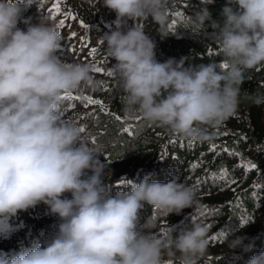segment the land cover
Segmentation results:
<instances>
[{"label":"clouds","instance_id":"1","mask_svg":"<svg viewBox=\"0 0 264 264\" xmlns=\"http://www.w3.org/2000/svg\"><path fill=\"white\" fill-rule=\"evenodd\" d=\"M32 3L0 0V218L44 204L60 222L48 240L0 250V264H200L209 248L207 224L194 221L173 237L159 234L151 216L140 222L145 205L169 217L192 209L193 189L177 175L159 182L148 173L114 190L99 149L62 115L65 94L97 91L105 82L94 65L58 55L64 37L51 17L18 26L22 5ZM176 3L102 0L116 18L99 41L116 61L126 118L139 115L188 143L210 142L237 112L241 85L250 79L245 73L264 65V0H226L222 24L208 10L213 0H201L206 6L183 18L185 29L204 31L222 61L199 64H186L187 57L159 62L156 42L144 31L150 17L161 39L175 35L170 13ZM246 98L264 105V93ZM228 235V253L253 247L246 235ZM246 264H264V251Z\"/></svg>","mask_w":264,"mask_h":264},{"label":"trees","instance_id":"2","mask_svg":"<svg viewBox=\"0 0 264 264\" xmlns=\"http://www.w3.org/2000/svg\"><path fill=\"white\" fill-rule=\"evenodd\" d=\"M225 4L226 0H213L208 5L212 19L221 24ZM203 6L206 5L201 0H177L170 13V25L175 22L172 31L176 34L165 39L160 38L158 26L150 17L142 22L144 31L156 42L159 62L181 57H187L186 64L222 61L217 46L204 31L185 29L183 18ZM22 9L20 28L26 29L28 24L37 23L38 18L46 14L55 21L64 37L58 52L62 59L90 63L102 69L96 71L95 76L105 82L104 87L65 94L68 98L62 99V115L85 128L82 136L99 149V159L107 164L105 178L114 190L125 187L129 181L139 183L145 174L155 173L153 180L159 182L177 175L179 182L190 186L196 194L192 209L185 208L170 217L163 210L145 205L140 222L151 216L156 220L159 234L169 232L173 237L180 230L191 228L192 216L197 218L196 222L207 224L209 248L200 264H246L252 256L264 251V105L257 107L246 98V94L264 93V65L245 73L250 79L241 85L239 108L214 130L213 140L188 143L139 115L125 117L118 74L113 70L116 61L107 57L99 41L112 29L116 14L104 8L102 0H33L30 5H22ZM177 12L181 15H176ZM132 24L129 21V26ZM72 33L76 35L73 37ZM93 48L97 50L95 54L91 52ZM109 72L113 75L109 76ZM84 97L98 99L103 106L88 104ZM124 128L131 131L125 133ZM65 195L70 197L68 193ZM242 218L247 222L241 223ZM59 222L58 216L51 214L44 204L18 212L7 221L0 218V250L19 251L37 241L48 240ZM229 232L253 240L251 250L237 249L228 253L224 240L226 236L232 238Z\"/></svg>","mask_w":264,"mask_h":264},{"label":"snow or ice","instance_id":"3","mask_svg":"<svg viewBox=\"0 0 264 264\" xmlns=\"http://www.w3.org/2000/svg\"><path fill=\"white\" fill-rule=\"evenodd\" d=\"M30 2H31V0H30ZM59 10H60L59 7H56V12H59ZM65 11H66V10H65ZM69 15H71V14H69ZM176 15H181V13L177 12ZM72 19H75V17H72ZM63 23H64V21H61V25H63ZM170 29H171V30H175V22H173V24L170 25ZM75 35H76V33H72V36H73V37H74ZM96 51H97V50L94 49V48L91 49L92 54H95ZM95 69H96L97 72L102 71L101 68H95ZM108 75L111 76V75H113V73L109 72ZM65 98H68L67 95H66V96H63L61 99H65ZM72 99H77V100H78V99H80V97H72ZM84 99L87 101L88 104H93V105H100V106H103V102L100 101V100H98V99H93L92 97H84ZM116 119L119 120L120 117L117 116ZM84 131H85V128L82 127V132H84ZM123 131H124L125 133H127V132H130L131 129H129V128H124ZM251 167H255V165H251ZM129 182H130V181H129ZM262 190H264V188H262ZM196 219H197V218H196L195 216H192V222L196 221ZM246 222H247V221H246L245 218H242V219H241V223H246ZM165 234H167V233H165ZM221 235H223V233H221ZM213 239H215V237H213Z\"/></svg>","mask_w":264,"mask_h":264}]
</instances>
